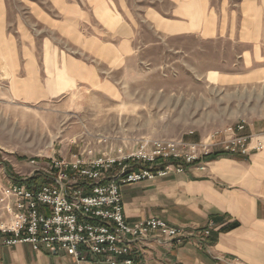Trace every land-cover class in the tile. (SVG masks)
<instances>
[{"label":"rangeland","instance_id":"1","mask_svg":"<svg viewBox=\"0 0 264 264\" xmlns=\"http://www.w3.org/2000/svg\"><path fill=\"white\" fill-rule=\"evenodd\" d=\"M68 1L0 0L2 183L9 176L28 178L51 157L69 155L82 139L98 143L108 137L117 145L143 138L197 142L242 118L264 128V82L226 84L218 73L240 65V46L195 35L161 36L146 13L150 7L166 11V0H121L126 6L119 11L135 20L134 34L124 38L122 55L107 45L99 57L83 51L79 38L66 28L51 27L45 19L41 8L63 20L61 7ZM101 35L112 41L109 34ZM89 42L88 48L99 51ZM71 56L93 65L86 70L97 79L83 70L82 79L73 83ZM139 185L124 189L134 191ZM155 200L161 204L166 198ZM169 242L166 264H173Z\"/></svg>","mask_w":264,"mask_h":264},{"label":"crops","instance_id":"2","mask_svg":"<svg viewBox=\"0 0 264 264\" xmlns=\"http://www.w3.org/2000/svg\"><path fill=\"white\" fill-rule=\"evenodd\" d=\"M112 1L70 0L61 7L66 11H62L63 20L50 17L42 8L41 11L51 27L66 28L68 34L79 38L77 45L83 51L101 57L100 49L107 45L121 54L124 38L132 39L136 28L135 20L119 11L126 4ZM146 17L161 36L195 35L204 41L225 39L240 46V65L234 64L232 71L216 70L224 83L249 86L264 82V0H166V11L150 7ZM107 21L112 23L110 27ZM101 34H109L112 41H106ZM90 39L99 51L86 46ZM70 62L75 65L68 72L73 83L82 79L83 70L94 67L74 56ZM12 63L9 60L10 66ZM85 75L97 79L90 70ZM246 130L259 133L264 128L252 121ZM139 183L134 191L126 192L122 187L128 222L157 215L162 218V213L169 223L189 231L211 228L206 237L186 236L170 241L167 249L171 247L173 264H264V149L248 156L216 157L206 172L175 173ZM158 195L166 198L161 204L155 200ZM166 252V243H150L146 247V264H166ZM0 264L106 263L97 256L79 262L66 254L36 251L29 243L8 245L0 233Z\"/></svg>","mask_w":264,"mask_h":264},{"label":"built area","instance_id":"3","mask_svg":"<svg viewBox=\"0 0 264 264\" xmlns=\"http://www.w3.org/2000/svg\"><path fill=\"white\" fill-rule=\"evenodd\" d=\"M247 127L242 118L197 142L143 138L117 145L104 137L99 148L90 140L75 142L69 155L51 157L28 178L0 181L4 242L29 243L36 251L66 254L79 262L97 256L106 264H146L150 243L206 237L211 228L189 231L157 216L128 222L122 187L175 173L206 172L216 157L263 150L264 131L248 133Z\"/></svg>","mask_w":264,"mask_h":264},{"label":"bare ground","instance_id":"4","mask_svg":"<svg viewBox=\"0 0 264 264\" xmlns=\"http://www.w3.org/2000/svg\"><path fill=\"white\" fill-rule=\"evenodd\" d=\"M228 82H230V81H228Z\"/></svg>","mask_w":264,"mask_h":264}]
</instances>
